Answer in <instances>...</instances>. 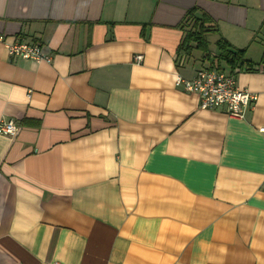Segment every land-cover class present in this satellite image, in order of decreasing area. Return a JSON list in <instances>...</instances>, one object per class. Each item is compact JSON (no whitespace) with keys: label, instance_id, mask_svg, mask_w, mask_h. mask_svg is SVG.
Segmentation results:
<instances>
[{"label":"crops","instance_id":"obj_1","mask_svg":"<svg viewBox=\"0 0 264 264\" xmlns=\"http://www.w3.org/2000/svg\"><path fill=\"white\" fill-rule=\"evenodd\" d=\"M191 9L211 58L259 60L264 0H0L4 42L51 57L0 41V264H264V70L233 74L242 118L200 109L174 83L210 66L176 64Z\"/></svg>","mask_w":264,"mask_h":264},{"label":"built area","instance_id":"obj_2","mask_svg":"<svg viewBox=\"0 0 264 264\" xmlns=\"http://www.w3.org/2000/svg\"><path fill=\"white\" fill-rule=\"evenodd\" d=\"M0 41L4 42L1 35ZM4 46L10 57L46 62L51 60L50 54L42 51L37 42H4ZM133 60L139 63L142 55H134ZM185 60L184 55H179L176 64L181 66ZM237 71V67L227 72L206 66L196 70L191 78L177 74L174 83L187 92L196 93L199 96L200 109L222 108L229 116L242 118L247 107L256 101L257 96L254 92L237 85L233 76ZM17 131L18 126L13 120L0 122V135L12 136ZM258 131L264 134V126L259 127Z\"/></svg>","mask_w":264,"mask_h":264},{"label":"trees","instance_id":"obj_3","mask_svg":"<svg viewBox=\"0 0 264 264\" xmlns=\"http://www.w3.org/2000/svg\"><path fill=\"white\" fill-rule=\"evenodd\" d=\"M206 27L204 19L194 16V10L187 11L180 24L182 36L176 49L177 56L184 55L186 59H189L193 51H199L203 60H210L208 67L219 71H224L226 68L232 70L236 67L251 69L253 65L264 70V45L259 60L252 61L245 57V50L235 49L226 40L219 38L216 41V55L211 58L208 42L204 36Z\"/></svg>","mask_w":264,"mask_h":264},{"label":"rangeland","instance_id":"obj_4","mask_svg":"<svg viewBox=\"0 0 264 264\" xmlns=\"http://www.w3.org/2000/svg\"><path fill=\"white\" fill-rule=\"evenodd\" d=\"M198 53V52H197Z\"/></svg>","mask_w":264,"mask_h":264}]
</instances>
